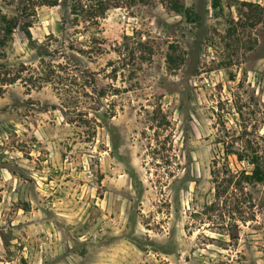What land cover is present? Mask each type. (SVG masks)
Instances as JSON below:
<instances>
[{"label":"rangeland","instance_id":"1","mask_svg":"<svg viewBox=\"0 0 264 264\" xmlns=\"http://www.w3.org/2000/svg\"><path fill=\"white\" fill-rule=\"evenodd\" d=\"M54 1L0 0V264H264V178L238 240L200 215L214 161L264 177V0Z\"/></svg>","mask_w":264,"mask_h":264},{"label":"trees","instance_id":"2","mask_svg":"<svg viewBox=\"0 0 264 264\" xmlns=\"http://www.w3.org/2000/svg\"><path fill=\"white\" fill-rule=\"evenodd\" d=\"M139 0H73L70 6V15L72 17V21L76 27L81 24L85 26L84 28H98L99 20L104 18L106 12L110 9H117L129 6L131 4L137 3ZM141 1H150V0H141ZM57 3V0L54 1ZM55 4H51L54 6ZM252 8V6H251ZM253 8L259 9L258 5ZM26 37H29V33H25ZM45 53V52H44ZM124 60V57L121 59ZM36 71V74L34 72ZM32 71V75H37L40 83H48L55 84L58 80H68L71 75L68 71L67 66H55L52 61H45L40 59L39 65L36 66ZM113 70L108 73V76L111 75ZM65 75V78H64ZM94 84V80H93ZM92 85V84H91ZM85 84L82 85V90L85 96L86 93ZM92 92L94 93L95 90ZM123 88H117L115 85H110L107 89L103 90V94L96 95L99 99L104 96L108 97L109 95H116V93H120ZM90 99V97H89ZM112 102V101H110ZM113 103H110V113L108 114L109 118L115 116V110L113 108ZM94 110L93 108H89L88 110ZM87 110V109H86ZM99 111V110H97ZM96 111V112H97ZM86 115V112H83ZM156 116L160 115L161 122L156 123V126H152L150 129H155L156 135L160 132H166V127L168 126V121L166 117L162 114L161 110L157 109L154 111ZM82 116V117H83ZM159 117V116H158ZM157 117V118H158ZM169 136L163 138V140L159 143L166 152L164 158L168 160L176 159L175 155L170 156V152L172 151L171 145L168 140ZM157 141V140H156ZM231 151H226L225 155H232ZM180 164L175 166V169L178 170ZM171 173V172H170ZM261 173L256 170L251 173H247L245 170H234L232 171L229 166L226 164H220L218 161L213 162V167L211 170V179L214 188V198L219 200L224 198L220 203L210 204L205 206L200 215L205 216L206 220L209 221L208 224L212 225L216 230H223L227 232V236L230 241L238 240V232L239 225L245 224L248 221H254V206L252 204L251 196L248 191H246L247 187H254L255 183H259L262 181ZM222 212L218 216H213L212 213Z\"/></svg>","mask_w":264,"mask_h":264}]
</instances>
